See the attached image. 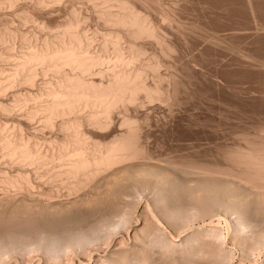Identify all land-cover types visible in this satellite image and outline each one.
<instances>
[{"label": "bare ground", "instance_id": "6f19581e", "mask_svg": "<svg viewBox=\"0 0 264 264\" xmlns=\"http://www.w3.org/2000/svg\"><path fill=\"white\" fill-rule=\"evenodd\" d=\"M170 1L0 0V264H231L227 245L241 263L264 257V125L207 157L167 143L155 123L204 117L182 115L196 96L185 77L222 86L213 61L227 50L237 65L255 61L237 42L224 49L221 23L183 22L182 1L205 18L232 9L237 40L240 3Z\"/></svg>", "mask_w": 264, "mask_h": 264}, {"label": "rangeland", "instance_id": "374dc122", "mask_svg": "<svg viewBox=\"0 0 264 264\" xmlns=\"http://www.w3.org/2000/svg\"><path fill=\"white\" fill-rule=\"evenodd\" d=\"M168 1H169V4L170 3H172V1H170V0H167V3H168ZM239 1V5H240V7H241V15L239 16L240 18H238V19H240L239 21H240V24H241V26H242V29L244 28V26H245V29H243L242 31H244V32H241V38H238V40H237V37H236V39H235V37L233 38V36L231 35L232 33L230 32L231 31V29L230 28H232V26L234 25V23H235V20L234 19H236L235 18V14H234V16H233V10L231 9L230 11H228V12H226V16L227 17H225L223 20L222 19H220V17L219 16H217V15H214V17H210V15L209 16H207L206 18H208V19H206L205 18V16L206 15H203V13L204 12H201V10H200V8H199V6L198 5H194V4H197V3H192L191 1H190V4H188L189 3V1H182V5L181 4H179V5H181V6H179V5H177V7H176V11H177V9H178V6H179V8L180 9H178V11H177V15H179L180 16V19H183V22H184V19L186 18V23H188L189 21L191 22V23H200L201 24V22L204 24L205 22L207 23V25L205 26V27H207L208 26V28H209V25H210V27L211 26H215V25H217V24H219V25H223V28L225 29L224 30V32L223 31H221V33H223V34H226V35H224V36H226V38L227 39H225L226 41L225 42H228L227 44L226 43H224V45L225 46H223V47H225L224 49H226V46H228L227 48H229L230 50H233V48H232V46H231V44H233V45H235V43L237 42V45L241 48V50H242V53H245V55L247 56V53H249L248 55H253V57H254V59H255V61H256V59H257V61H256V63H255V61H254V64L253 63H251L248 59V57H246V59L244 60L243 58H244V55L241 57L242 58V61L237 65V64H235L236 62H235V58H236V56H234V55H236L234 52H231V51H229V50H227V52H225L224 50H223V48L221 47V49L219 48V47H217L218 49H215L214 50V52L211 50V49H213V48H207V49H205L206 51H204V53H203V55L205 56V57H208V58H210V57H212L211 59L213 60V56L216 58V57H219V53H220V55H222V53L223 52H225V54L227 55H225V56H220L219 58H217L216 59V61L217 60H219L220 59V62H216L215 60L213 61L214 63H213V65L215 64V65H218V68H217V66H216V68L217 69H215V68H213L214 69V71L215 72H219V73H223V75H224V72L226 71V73H227V75H225L224 77L227 79V81L228 82H225V81H223V79H221L223 82H221V83H223V84H221L222 86H219V85H216L215 83H213L211 80H209V79H207V81H209L208 82V84H207V81H206V78H205V76L204 75H199V76H197V77H199V78H195V81H200V85H199V83L197 82H195L194 81V77L192 78L191 77V79H190V76H188V77H185V83H187V85H186V87L188 86H190V87H192V88H186V91L188 90V92H189V89H191L190 90V92L188 93V92H185L186 94L188 93V98H190V97H192L193 96V94L194 95H196V96H193L192 98H190V99H192L193 101H189V99H187L186 98V105L187 106H184L183 108L186 110V112H185V110H183V108H182V115H184V116H187L190 112H192V114L194 115L193 117H194V119H196V117H202V114H203V118H200V121H197L196 122V120H195V122H194V125L193 126H191L190 127V125H188L189 123H187V121H185V119H181L180 117H175V118H173V117H170V121L168 122V119H163V117H161L162 115H160V117L158 116L159 115V113H161V111H158V110H155V114L154 115H157L156 113H158V121H156L155 123H158V124H160V121H161V124H166V122H167V124L169 123H171L170 125L168 124V126H169V128L168 129H164V125H158L159 127L161 126V131L162 130H166L165 131V133H164V131H162V136L164 137L163 139H164V141H166L167 143L168 142H172L173 144H175V143H177L178 141L177 140H179V141H181L182 143H184V147H190V149H189V147H188V149H184L186 152H194V154H205L206 153V156L207 157H209V156H211V157H213L216 153H217V151H219L218 150V147H217V145L219 146L220 144H221V142H222V144H233L234 143V141L235 142H237L238 140H239V138H240V136L239 137H237L238 135H240V134H243V133H250L251 135L253 134H256L257 132H258V129L260 128V126H262V125H264V0H252L251 1V3L249 2V0H238ZM248 1V2H247ZM185 2H186V4H185ZM166 3V4H167ZM244 3V4H243ZM248 3H250L249 5H248ZM256 3V4H255ZM262 3V4H261ZM168 4V5H169ZM178 4V3H177ZM251 4L253 5V6H251ZM260 4V5H259ZM80 5V4H79ZM176 5V4H175ZM186 5V6H185ZM187 5H189V7L187 6ZM192 5V6H191ZM194 5V6H193ZM246 5V6H245ZM82 6V8H83V10H82V12H83V14H84V12L86 11V10H88V11H86V12H89V13H91L89 10V8H87V6L85 7V9H84V6H83V4L81 5ZM198 6V7H197ZM251 8H250V7ZM174 7V6H173ZM192 7V8H191ZM246 7V8H245ZM253 7V8H252ZM16 8H18V7H16V6H14V8L13 9H15L16 10ZM191 8V9H190ZM199 8V9H198ZM258 8V9H257ZM196 9H197V11H196ZM249 9V10H248ZM255 9V10H254ZM14 10V11H15ZM250 10H252L251 12H250ZM10 11V10H9ZM14 11H12L10 14L12 15V13L14 14V15H16V17H17V19L19 18V16L17 15V13L15 14V12ZM195 11V12H194ZM243 11V12H242ZM247 11H249V13L247 12ZM253 11H255V12H253ZM263 11V12H262ZM8 12V11H7ZM86 12H85V15H87L86 14ZM180 12V13H179ZM246 12V13H245ZM228 13V14H227ZM245 13V14H244ZM251 13V16L249 15ZM5 14V13H4ZM9 13H8V15H10ZM200 14V17L198 16ZM248 14V15H247ZM252 14L254 15V16H252ZM256 14V15H255ZM7 14H5V16H6ZM7 15V16H8ZM11 15H10V17H5L4 15H2V17H5V18H9L11 21H14L17 25H20V22H19V24H18V21L20 20V19H16V17H14V15L11 17ZM89 15V14H88ZM87 15V16H88ZM90 16H91V14H90ZM181 16H183V17H181ZM191 17V19H190V17ZM215 16H217V17H215ZM246 16V17H245ZM185 17V18H184ZM229 17V18H228ZM255 17V19L253 20V18ZM14 20H13V19ZM89 18V23H88V25H90L89 27H91L92 29H93V26H94V28L96 27V21L92 18V17H88ZM195 18V19H194ZM197 18H198V20L200 21H197ZM204 18V19H203ZM214 18V19H213ZM91 19V20H90ZM194 19V20H193ZM220 19V20H219ZM243 19V20H242ZM95 21V22H93V21ZM193 22H192V21ZM196 20V21H195ZM209 20V21H208ZM222 20V21H221ZM252 20V21H251ZM87 21V22H88ZM92 21V22H91ZM188 21V22H187ZM227 21V22H226ZM234 21V22H233ZM259 21V22H258ZM189 22V23H190ZM243 22V23H242ZM13 23V22H12ZM15 23H13L12 25H15V26H17ZM185 23V24H186ZM205 23V24H206ZM221 23V24H220ZM28 24V23H27ZM25 25V27H26V29H28V28H30L31 29V27L33 26V25H31L30 26V24H28V25ZM32 24V23H31ZM93 24V25H92ZM95 24V25H94ZM202 24V25H203ZM209 24V25H208ZM243 24V25H242ZM253 24V26L255 25V28L253 27V26H251ZM188 25V24H187ZM231 25V26H230ZM247 26H250L251 27V29H252V27L255 29H253V30H251L250 29V27H247ZM23 28H24V26H22ZM251 31H249L247 28ZM33 28V27H32ZM226 28L228 29V30H226ZM32 30V29H31ZM247 32H246V31ZM259 31V32H257V31ZM262 30V31H261ZM249 31V32H248ZM254 33H253V32ZM191 32H194V31H191ZM256 32V33H255ZM246 33V34H245ZM251 35H250V34ZM193 34V33H192ZM255 34V35H254ZM253 35V36H252ZM189 36V35H188ZM190 36H191V38H192V36H193V40L195 39V37H194V35H191V33H190ZM190 36L188 37V39L190 40L191 38H190ZM246 37V38H245ZM259 37V38H258ZM245 38V39H244ZM248 38V39H247ZM190 40L189 41V44H191L192 45V43H193V45L191 46H189L188 44V47H187V45L186 46H184L183 47V50H185L184 52L185 53H187V54H189L191 51H192V48H194V42H195V40L193 41V40ZM260 39V40H259ZM248 40V41H247ZM259 40V41H258ZM193 41V42H192ZM230 42V43H229ZM239 42V43H238ZM253 42V43H252ZM228 44H230V46L228 45ZM255 44H257V45H255ZM236 46V45H235ZM247 46V47H246ZM186 47V48H185ZM192 47V48H191ZM195 47H197V46H195ZM188 48V49H187ZM190 48V49H189ZM216 48V47H215ZM186 50H189L188 52L186 51ZM191 50V51H190ZM219 51V53H217L218 51ZM247 50V51H246ZM217 51V52H216ZM223 51V52H222ZM253 51V52H252ZM212 52V56H211V53ZM215 52H216V54H215ZM259 52V53H258ZM207 53H209L210 54V57H209V55H207ZM230 53V54H229ZM233 53V54H232ZM202 55V56H203ZM215 55H218V56H215ZM235 57L234 59H230V57L231 58H233V56ZM203 56V57H204ZM261 56V57H260ZM198 58L199 57H201V56H199V54H198V56H197ZM203 57H201V58H199L200 60L202 59H206V58H203ZM222 57H224V60L226 59V58H228L227 60H229L230 61V63H228L229 61H227V60H225V62H222V61H224L223 60V58ZM248 58V59H247ZM221 59H222V61H221ZM231 60H234V61H231ZM250 62V63H248V62ZM261 61V62H260ZM221 62H222V65H221ZM234 62V63H233ZM223 63H225V64H223ZM228 63V64H227ZM244 63V64H243ZM227 64V65H226ZM242 64V65H241ZM226 67H224V66ZM228 65H230V66H228ZM238 67L237 69H236V67ZM220 66V67H219ZM222 66V67H221ZM229 68H228V67ZM249 66V67H248ZM226 69H224V68ZM232 67V68H231ZM256 68V69H254V68ZM259 67H261V68H259ZM263 67V68H262ZM219 68H221V72L219 71ZM223 68V69H222ZM231 68V69H230ZM235 68V69H234ZM240 68V69H239ZM253 68V69H252ZM238 69H239V73H240V75L238 76ZM186 70H188V69H186L185 68V73H186V76L187 75H190V73H188L187 74V72L189 71H186ZM263 70V71H262ZM228 71V72H227ZM190 72V71H189ZM237 74H236V73ZM254 72V73H253ZM233 73V74H232ZM235 74V75H234ZM232 75H233V77H234V79L235 80H233V77H232ZM236 76H237V78H239V79H237L236 78ZM240 76H241V78H240ZM248 76V77H247ZM200 77H201V79H200ZM190 79V81L191 82H193V83H191L190 81H188L189 79ZM205 79L204 81H203V79ZM230 78H231V80H230ZM262 78V79H261ZM200 79V80H199ZM193 80V81H192ZM202 80V81H201ZM241 82H239V81ZM233 81H237L238 82V86L236 87V89L234 88L233 89V83H231V82H233ZM256 81V82H255ZM262 81V82H261ZM188 82H190L189 84L190 85H188ZM210 83H213V84H211V85H213V87H210L211 85H210ZM240 83V84H239ZM195 84H196V86H195ZM205 84L207 85V86H209V87H205ZM259 84V85H258ZM263 84V85H262ZM191 85H193V86H191ZM204 85V86H203ZM223 85H225V86H223ZM239 85L241 86L240 87V89H239ZM197 88V89H199V90H197L196 91V89L195 88ZM199 87H201V88H199ZM205 87V88H204ZM217 87V88H216ZM218 87H219V90H218ZM250 87V88H249ZM262 87H263V89H262ZM194 88V89H193ZM209 88V89H208ZM222 88V89H221ZM231 88V89H230ZM242 88V89H241ZM246 88V89H245ZM256 88V89H255ZM221 89V90H220ZM238 89V91L239 92H237L236 90ZM258 89V90H257ZM192 90L194 91V92H192ZM228 90V91H227ZM243 90V91H242ZM263 90V91H262ZM196 91V92H195ZM199 91V92H198ZM210 91V92H209ZM192 92V93H191ZM238 94H237V93ZM197 93V94H196ZM210 93V94H209ZM234 93V94H233ZM248 93V94H247ZM251 93H253V97L251 96L252 94ZM192 95V96H190V95ZM214 94V95H213ZM255 94V95H254ZM220 95V96H219ZM247 95V96H246ZM261 95V96H260ZM187 96V95H186ZM198 96V97H197ZM201 96V97H200ZM220 98V99H219ZM246 98V99H245ZM196 99V100H195ZM212 99V100H211ZM205 100V101H204ZM228 100V101H227ZM259 100V101H258ZM241 101V102H240ZM190 103L191 105H188V103ZM193 102V103H192ZM222 102V103H221ZM236 102V103H235ZM243 102V103H242ZM246 102H247V104H246ZM213 103V104H212ZM219 103V104H218ZM262 103V104H261ZM233 105V106H232ZM260 105V106H259ZM231 106V107H230ZM251 106V107H250ZM258 107V108H257ZM203 108V109H202ZM255 108V109H254ZM231 109V110H230ZM236 110V111H235ZM240 110V111H239ZM242 110V111H241ZM245 110H246V112H245ZM188 111V112H187ZM202 113H201V112ZM237 112V113H236ZM207 113L209 114L208 116H207ZM221 113V114H220ZM254 113V114H253ZM191 114V113H190ZM190 114L188 115L189 117H190ZM196 114V115H195ZM201 114V115H200ZM234 114V115H233ZM256 115V116H255ZM157 116H155V117H157ZM211 116V117H210ZM213 117V118H212ZM224 117V118H223ZM247 117V118H246ZM161 118V119H160ZM209 118H212V119H210V121L208 122V120H209ZM249 118V119H248ZM163 119V120H162ZM175 119V121L173 122V120ZM179 119V120H178ZM203 119H207V121H204V122H202V120ZM220 119V120H219ZM224 119V120H223ZM231 119V120H230ZM166 120V121H165ZM172 120V121H171ZM182 120V121H181ZM214 120V121H213ZM239 120V121H238ZM253 120V121H252ZM181 121V122H180ZM228 121V122H227ZM163 122V123H162ZM183 122V123H182ZM201 122V123H200ZM235 122V123H234ZM252 124H251V123ZM175 124V127H177V126H179V127H177V129H175V128H173V129H175V130H172V129H170V126L172 125V124ZM197 123V124H196ZM201 125H199V124ZM205 125H204V124ZM207 124V125H206ZM225 124V125H224ZM238 124V125H237ZM198 125V126H197ZM227 125V126H226ZM256 125V126H255ZM157 126V127H158ZM174 126V125H173ZM181 126V127H180ZM217 126V127H216ZM224 129H223V128ZM214 130V132H212L213 130ZM245 129V130H244ZM221 130H223V131H221ZM240 130V131H239ZM255 130V131H254ZM169 131V132H168ZM183 131V132H182ZM218 132V133H217ZM236 132V133H235ZM254 132V133H253ZM180 133V134H179ZM230 133H231V135H230ZM164 134V135H163ZM235 134V135H234ZM238 134V135H237ZM233 135V136H232ZM252 135V136H253ZM185 136V137H184ZM206 136V137H205ZM181 137V138H180ZM233 137V138H232ZM236 137V138H235ZM222 138V139H221ZM197 141V142H195V141ZM199 140V141H198ZM216 140L219 142H216ZM222 140V141H221ZM237 140V141H236ZM202 141V142H201ZM206 141L207 142H209V143H206ZM215 141V142H214ZM223 141H225L224 143H223ZM241 141V140H240ZM195 142V143H194ZM204 142V143H203ZM214 142V143H213ZM191 143H194L196 146L194 147V148H192L189 144H191ZM197 143H198V145H197ZM200 143H203L202 145L200 144ZM209 146H208V145ZM211 144V145H210ZM215 144H217V145H215ZM208 146V147H206V146ZM213 145H215V146H213ZM205 146V147H204ZM213 146V147H212ZM201 147H203L202 148V153H201V151H200V149H201ZM215 147H216V149L217 150H215L214 151V149H215ZM196 148V149H195ZM199 148V149H198ZM203 149H204V151H203ZM206 150V151H205ZM184 151V152H185ZM197 153H196V152ZM200 151V152H199ZM192 152V153H193ZM209 152V153H208ZM212 152V153H211ZM215 153V154H214ZM211 154H213V155H211ZM215 157H216V155H215ZM201 225V224H199V223H197V224H195V227L194 228H196V227H199V226ZM175 239H177V238H175ZM114 241H115V239L113 240V244L112 245H114ZM127 241V243L129 244V248L130 247H132V244H131V246H130V240H126ZM126 241L124 242V243H126ZM123 243V244H124ZM128 246V245H127ZM230 246V247H229ZM227 248L229 249V248H231V249H229L230 250V252L232 251L233 252V250H234V252L233 253H231L230 255V259H231V264H245V263H241L239 260V258H240V252L238 251V250H236V249H232V247H231V245H227ZM229 252V253H230ZM254 258H257V259H254ZM263 258V259H262ZM252 259H254V264H264L263 262H264V257H261L260 259H259V257H253ZM21 261V264H26V262H25V260L23 261L22 259H20ZM263 260V261H262ZM22 261H23V263H22ZM27 261V260H26ZM93 262V263H92ZM94 264L95 262L92 260V261H90L89 262V264ZM27 264H29L28 262H27Z\"/></svg>", "mask_w": 264, "mask_h": 264}]
</instances>
